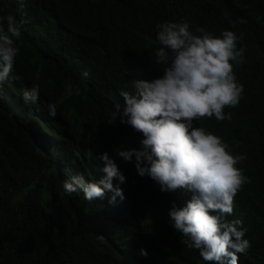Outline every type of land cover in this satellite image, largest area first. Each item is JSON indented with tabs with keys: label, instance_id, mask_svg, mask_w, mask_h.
<instances>
[{
	"label": "trees",
	"instance_id": "16d2710c",
	"mask_svg": "<svg viewBox=\"0 0 264 264\" xmlns=\"http://www.w3.org/2000/svg\"><path fill=\"white\" fill-rule=\"evenodd\" d=\"M7 14L25 23L10 79L0 85V264H205L167 215L190 194L161 192L116 157L121 148H138L142 135L121 124L119 112L109 122L113 105L123 108L119 91L162 75L153 60L155 25L181 20L240 37L243 59L233 71L242 98L225 109L230 120L204 117L198 126L245 156L239 167L248 183L227 219L242 221L250 245L238 264H264V0H0V15ZM32 84L38 100L25 104L22 91ZM66 86L79 93L66 94ZM104 152L125 176L124 199L66 195L69 176L104 175Z\"/></svg>",
	"mask_w": 264,
	"mask_h": 264
},
{
	"label": "clouds",
	"instance_id": "9594fccd",
	"mask_svg": "<svg viewBox=\"0 0 264 264\" xmlns=\"http://www.w3.org/2000/svg\"><path fill=\"white\" fill-rule=\"evenodd\" d=\"M24 23L12 14L0 15V85L10 79ZM155 40L159 47L153 60L162 67V75L135 79L132 91H119L123 108L115 103L109 121L119 112L120 123L139 132L142 139L138 148H121L115 156L133 163L136 173L150 178L161 192L182 189L190 194L182 207L172 202L167 215L171 228L184 238L183 244L197 250L205 264H238V255H245L250 245L242 221L227 217L233 213L235 194L248 183L239 167L245 156L198 125L204 117L230 120L231 113L225 109L238 106L242 98L243 85L233 71L243 59L244 49L237 46L240 37L230 30L215 36L202 27L190 29L181 20L157 23ZM81 75L87 79L89 74ZM64 91L79 93L71 86ZM39 92V86L32 84L22 91L21 100L34 105ZM47 110L55 117L54 103L49 102ZM99 160L101 178L89 180L76 173L63 181V192L82 191L86 200L102 199L108 193L110 204L117 198L122 201L120 185L125 176L107 152ZM139 254L147 252L140 249Z\"/></svg>",
	"mask_w": 264,
	"mask_h": 264
}]
</instances>
